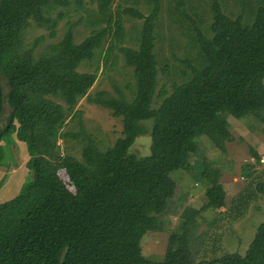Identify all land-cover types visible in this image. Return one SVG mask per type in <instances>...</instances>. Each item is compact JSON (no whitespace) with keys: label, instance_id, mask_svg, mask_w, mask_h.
<instances>
[{"label":"trees","instance_id":"obj_1","mask_svg":"<svg viewBox=\"0 0 264 264\" xmlns=\"http://www.w3.org/2000/svg\"><path fill=\"white\" fill-rule=\"evenodd\" d=\"M172 1L169 26L184 28L195 57L182 60L169 90L157 91L161 2L155 0L146 17L135 13L144 19L137 46L120 48L131 69V98L116 89V96L101 91L92 101L121 119L122 138L101 150L86 135L78 160L62 155L58 141L67 136L62 129L77 116L79 101L89 96L96 81V71L78 68L94 58L107 37L120 42L124 36V24L112 11L114 0H88L97 11L89 22L106 27L76 44L69 26L59 42L37 56L35 43L24 46L30 24L46 27L54 36L65 16L61 9L72 3L81 7L83 0H0V75L7 85L5 94L0 81V118L5 103L10 109L0 143L13 137L28 156L26 181L16 196L0 203V264H146L141 240L149 232L169 234L157 264H264V223L244 255L210 260L193 251L197 218L203 211L225 207L221 171L205 158H195V139L205 137L225 154L232 140L228 116L264 124V0L256 1L250 21L227 16L217 0H210L205 28L198 25L201 19L196 24L188 15L185 0ZM148 121L147 131L143 123ZM145 134L149 154L138 156L132 146ZM251 155L260 158L255 151ZM178 171L210 188L206 203L184 209L181 223L173 226L169 214ZM244 175L249 177V171ZM249 184L253 187L248 190L264 197V180ZM246 191L236 201L237 218L247 209Z\"/></svg>","mask_w":264,"mask_h":264},{"label":"rangeland","instance_id":"obj_2","mask_svg":"<svg viewBox=\"0 0 264 264\" xmlns=\"http://www.w3.org/2000/svg\"><path fill=\"white\" fill-rule=\"evenodd\" d=\"M155 0H114L112 11L119 16L124 24V36L120 42L110 41L107 37L102 46L95 52L91 61L84 62L78 68L79 72H95L96 81L88 91L89 96L82 98L77 107V116L67 120L62 129L63 134L58 141L61 154H69L76 159H80L82 146L85 143L84 137L90 135L101 150L111 146L118 138H122V123L120 118H114L111 112L93 101L95 95L101 91L107 92L110 96H116L115 90H120L124 96L130 100L133 90V80L131 69L125 65L120 52L122 47L135 48L137 46L138 32L144 19L135 16V13L146 17ZM187 2L188 15L198 24L200 28H205L210 22V14L207 5L210 0H185ZM227 16L237 18L241 15L246 21H250L253 16V9L257 0H217ZM162 23L157 28L155 42L158 56V85L157 91L161 88L169 90L170 84L176 79V72L183 67L182 60L193 59L196 50L191 45L188 34L180 24L169 26V2L172 0H160ZM65 16L59 21L54 36L46 27L39 28L33 23L24 32V46L30 48L35 43V56L41 53L45 47L59 42L69 26H73L74 41L76 44L83 41L92 31L106 27L104 23L94 26L89 22L93 15L97 14L94 5L83 0L82 6L78 7L74 3L67 9H61ZM130 10V12H128ZM53 17H56L55 14ZM109 45L112 50L108 52ZM106 61V63H105ZM167 67V70L164 68ZM0 81L4 85V93L7 92L5 79L0 75ZM125 86H128L126 88ZM87 96V95H86ZM90 98V99H89ZM10 113L8 105L5 103L3 115L0 118V130L5 126L6 119ZM230 126L232 140L227 144V152L221 154L214 149L205 137L196 138L199 146L197 160L202 158L213 167H218L221 171L220 182L225 191V207L222 210H206L197 218L196 239L193 243V251L205 254L206 259H216L223 254L237 253L244 255L257 229L264 223V197L251 192L250 181L254 183L264 180V124H257L252 118L235 120L227 117ZM151 121L144 122L143 125L150 129ZM80 134L78 138L73 136ZM7 138L1 142L3 147V164L1 166V183L7 179L9 190L7 193L0 192V202L12 199L18 194L22 184L26 181L25 166L28 156L21 143ZM150 137L149 134L137 137L132 150L138 156L149 154ZM255 151L260 156L259 160L252 157ZM250 165L253 167L250 169ZM14 170L15 172L11 173ZM249 171L250 176L246 177L244 171ZM7 172L8 175H7ZM61 178L65 180L64 175ZM174 179L178 185L176 197L174 198L170 217L173 226L181 223L180 213L186 208L200 209L207 199L205 192L209 185H201L200 182L191 177L187 172L178 171L174 173ZM250 196L246 200L247 209L242 211L240 218L236 217V201L244 191ZM242 202V200H241ZM245 202V200H243ZM245 204V203H244ZM238 216V217H239ZM169 234L149 232L141 240L142 255L146 264H157L161 262L167 247ZM204 240L203 242H201ZM205 244V245H204ZM204 245V246H203ZM206 252V253H204ZM201 254V255H202ZM200 255V256H201ZM202 258V257H199Z\"/></svg>","mask_w":264,"mask_h":264},{"label":"crops","instance_id":"obj_3","mask_svg":"<svg viewBox=\"0 0 264 264\" xmlns=\"http://www.w3.org/2000/svg\"><path fill=\"white\" fill-rule=\"evenodd\" d=\"M2 166V165H1ZM1 166H0V169H1ZM13 172H15L14 170H12L11 171V173H13ZM0 173H2L1 172V170H0ZM8 173L9 172H7V175H8ZM3 176V175H2ZM2 176L0 177V192L1 193H7V191L9 190V187L7 186V182H9V180L7 181V179L5 180V181H3V183H1V178H2ZM17 195V194H16ZM15 195V196H16ZM14 197V196H13ZM11 199V198H10ZM6 201V200H5ZM0 203H2V202H0Z\"/></svg>","mask_w":264,"mask_h":264}]
</instances>
